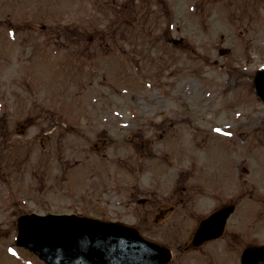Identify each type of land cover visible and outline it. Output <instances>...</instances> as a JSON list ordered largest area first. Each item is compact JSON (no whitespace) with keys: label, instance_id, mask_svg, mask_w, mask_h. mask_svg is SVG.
<instances>
[{"label":"rangeland","instance_id":"rangeland-1","mask_svg":"<svg viewBox=\"0 0 264 264\" xmlns=\"http://www.w3.org/2000/svg\"><path fill=\"white\" fill-rule=\"evenodd\" d=\"M83 4L0 0V37L13 27L7 38L18 47V54L0 49V113H18L5 120L12 141L0 149V264H41L11 248L16 216L25 212L124 222L170 246L169 264H239L242 249L264 243V105L252 86L264 68V0ZM167 29L183 45L170 47ZM151 36L162 78L156 67L127 73L121 64L116 78H134L133 87L101 97L98 65L111 69L117 53L100 58L118 49L141 58L137 42ZM73 87L81 95L74 88L60 104ZM226 202L236 209L224 236L184 252L198 220Z\"/></svg>","mask_w":264,"mask_h":264},{"label":"water","instance_id":"water-1","mask_svg":"<svg viewBox=\"0 0 264 264\" xmlns=\"http://www.w3.org/2000/svg\"><path fill=\"white\" fill-rule=\"evenodd\" d=\"M255 87L264 101V70L257 73ZM229 210L219 214L216 230ZM17 242L50 264H163L169 258L167 249L146 242L129 227L74 215L25 216ZM241 259L242 264H264V247L244 250Z\"/></svg>","mask_w":264,"mask_h":264}]
</instances>
